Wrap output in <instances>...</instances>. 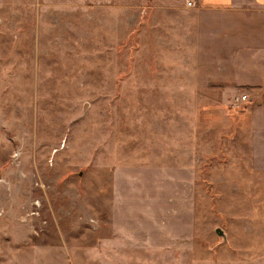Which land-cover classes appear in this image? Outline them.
Returning <instances> with one entry per match:
<instances>
[{
  "label": "rangeland",
  "instance_id": "1",
  "mask_svg": "<svg viewBox=\"0 0 264 264\" xmlns=\"http://www.w3.org/2000/svg\"><path fill=\"white\" fill-rule=\"evenodd\" d=\"M190 1L0 0V264H264V38Z\"/></svg>",
  "mask_w": 264,
  "mask_h": 264
},
{
  "label": "crops",
  "instance_id": "2",
  "mask_svg": "<svg viewBox=\"0 0 264 264\" xmlns=\"http://www.w3.org/2000/svg\"><path fill=\"white\" fill-rule=\"evenodd\" d=\"M245 6L247 7L245 8ZM185 10L189 14L184 19V26L185 29L191 32V37L194 39L195 36H198L197 38H200V40L208 39V41H211L210 46H206L205 41L203 45L201 43L204 50H200V54L218 53L219 51H216V48H219L217 42L220 43L223 40V35L227 40L235 41L237 44H239L238 42L242 37L247 35V39H249V36L251 39L255 38L251 42H256V44H259L258 37L264 38V29L262 31L258 27H253V25H256V21L260 20V14H263L264 22V0H195V3L192 6L187 5ZM237 11H247L248 13L235 14L234 12ZM242 31L247 34L243 35ZM243 42L245 45L249 43L247 41ZM207 48L209 49L207 50ZM207 60H215V57L209 56Z\"/></svg>",
  "mask_w": 264,
  "mask_h": 264
},
{
  "label": "built area",
  "instance_id": "3",
  "mask_svg": "<svg viewBox=\"0 0 264 264\" xmlns=\"http://www.w3.org/2000/svg\"><path fill=\"white\" fill-rule=\"evenodd\" d=\"M193 4H194V3L190 1L188 5L192 6ZM246 97H247L246 95H243V97H242V96H241V97H238V100H239V101H241V100H245Z\"/></svg>",
  "mask_w": 264,
  "mask_h": 264
}]
</instances>
